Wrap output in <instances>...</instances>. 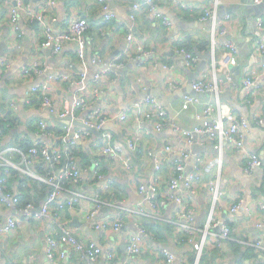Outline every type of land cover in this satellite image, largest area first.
<instances>
[{"label": "crops", "instance_id": "1", "mask_svg": "<svg viewBox=\"0 0 264 264\" xmlns=\"http://www.w3.org/2000/svg\"><path fill=\"white\" fill-rule=\"evenodd\" d=\"M29 1L34 7H41L44 2V0ZM106 1L111 11L117 14L114 20H105V13L99 0H59L57 7L46 14L48 25L57 34L67 30L70 17L88 20L90 28L86 34L88 41L86 65L77 59L75 44H67L60 54H54L51 50L42 48L43 30L39 24L27 23L24 20L22 23L24 36L16 37L10 21V9L14 5V0L0 1V60L7 58L10 61V67L6 69L0 82V105L9 106L12 109V119L16 121V126L10 131L11 133L0 137V153L11 148L7 145L13 139L22 141L29 138L33 141L41 139V134L37 132L40 121L53 125L54 130L59 128L60 130L55 131L56 134L62 133L64 126L58 118L41 109L40 96L36 93L31 98L28 92L32 87L48 82L50 76L68 75L73 82H76L80 79L81 73L86 71L87 77L84 83L89 87L88 110L100 109L107 115L109 121L104 125L102 132L98 131L101 135L91 132L74 154L75 160H78L77 166L83 171L84 181L81 186L67 185V188L73 191L80 190L84 198L72 209L60 212L59 223L70 227L77 239L85 243H97L103 249L104 254L94 264H112L106 256L109 249L115 251L118 264H122L126 257L127 242L132 235L137 234V222H141L134 213L136 206L144 201V196L137 191L138 181L151 176L154 163L144 156L145 154L139 158L138 163L134 159L137 167L133 174L134 178H131L116 157L102 153L101 147L104 144L102 133L110 132L113 135L114 144L120 146H124L127 134H141L143 152L151 149L157 153L165 143L186 147L181 139L175 138L172 130L158 134L152 130V122L138 125L135 117L131 115L129 121L123 124L118 121L117 116L123 112H134L136 104L149 96H154L161 101L173 116L181 110L182 93L190 85L204 76L212 79L209 56L212 22L211 20L203 22L201 18L206 8L213 7L215 0H182L190 6L187 12H183L168 0H158L159 11L164 13L173 24L170 32L167 31L162 20L148 12L146 8L137 14L136 22L131 20L133 4L140 3L142 0ZM222 2L218 9L220 20L228 14L232 16V19L222 21L221 25L227 28V34L218 37V44L224 45L232 40L239 47L238 64L233 66L228 61L229 49L219 46L217 59L219 85L224 91L222 99L228 109H233L247 118L251 122V127L245 135L243 153H238L231 145H227L224 149L221 183L224 192L222 210L227 211L228 206L236 200L244 201L242 210L225 216L236 231L231 240L222 242L219 254L213 257L214 260L210 258L213 256L211 252L216 249V241L215 237L211 236L205 248L208 260L204 263L200 261V264H264V252L244 243L264 238V228L257 227L258 222L264 219V211L259 208V205L264 203V166L252 173L245 172L247 154L256 153L264 161V86L254 95L248 93L243 87L244 79L251 76L253 72L259 71L263 60L258 53L254 52V46L255 39L261 34L256 23L260 18H264V8L259 11L255 8L264 0H222ZM259 13L261 15L258 16ZM129 32H132L136 40L146 49L151 50L154 56L138 61L129 59L126 66L119 72V76L116 79H113V76L105 77L98 92L95 93L94 75L119 58L126 46V36ZM181 41L201 56V63L197 68L187 67L184 60L175 53L174 50ZM95 55L100 56V63L92 62V57ZM37 59L46 63V73L40 75L32 71L25 74V68H31ZM164 65L170 67L165 69ZM236 68L239 75L236 74ZM172 82L179 85V88H170ZM81 88L70 82L56 81L51 84L48 94L60 109H64L74 106ZM212 100L213 98L202 99V104L198 108L181 112L177 116V123L186 128L198 125L195 112L201 111L203 105L213 103ZM88 112L78 113L75 121H81ZM258 117L262 120L261 124L254 121ZM71 124L74 128L78 127L74 122ZM143 130H151V134H142ZM61 145L63 144H57V146ZM212 149L214 148L211 144L207 143L203 146L195 144L191 150L193 154L203 153L205 159H212L216 155ZM5 155L11 163L20 165L14 153L7 152ZM82 158H86L88 162H84ZM63 159L66 160L67 155L64 154ZM63 169L64 166L59 167L55 173H62ZM95 170L105 176V185H109L107 183L111 181L109 189L120 191L121 197L111 200L112 202L106 200L109 206H103L94 219L87 220L86 215L96 205L93 198L104 187L103 183L95 179ZM215 173L216 171L210 169L204 172L202 190L195 201L197 226H203L207 221L210 195L206 186L214 178ZM19 188L20 182L17 181L12 189L17 193ZM69 198L70 194L63 191L61 199ZM45 200L46 196L41 199L39 206ZM102 200L105 199L102 198ZM119 203L130 210L124 217L121 232L96 230L95 223H106L115 217L118 213L115 206ZM175 208L176 204L169 202L163 211L164 217L172 218ZM145 209L150 211L149 207ZM247 210L251 211V216H248ZM10 216L11 211L0 201V218L5 220ZM171 226L172 232L159 242H149L150 239L145 238L143 253L138 259L140 264H168L164 256L159 254V250L176 254L178 259L175 264L195 263L197 254L192 244L183 242L181 232L176 226L172 224ZM54 230L55 225L48 218L22 221L19 229L0 239V264H53L50 263L46 251L47 238L54 234ZM91 231L97 232L96 239L90 233ZM193 236L195 239L200 238L198 234ZM54 264H89V259L84 254L69 249V255Z\"/></svg>", "mask_w": 264, "mask_h": 264}, {"label": "built area", "instance_id": "2", "mask_svg": "<svg viewBox=\"0 0 264 264\" xmlns=\"http://www.w3.org/2000/svg\"><path fill=\"white\" fill-rule=\"evenodd\" d=\"M168 1L183 12L190 10V6L182 0ZM99 2L105 13V20L111 21L116 19L117 14L111 11L108 2L106 0H99ZM58 3L59 0H44L41 7H34L29 0H14V5L10 9V21L13 32L16 37L22 38L24 36V30L22 28L24 20L27 23L39 24L43 30L42 48L49 49L54 54H60L67 44H75L77 59L83 65H86L88 49L86 34L90 28V24L85 18L70 17L67 30L58 34L55 33L46 21V14L57 7ZM222 3V0H215L213 7L206 8L201 18L203 22L208 20L212 22L210 29L211 49L209 53L212 65V79L204 76L196 80L192 85L196 92L210 95L213 98V103H207L203 105L201 111L195 112L199 124L192 128H186L179 125L176 121L177 116L181 112L192 110L193 108L196 109L202 104L201 98L190 94L183 96L181 110L173 116L165 105L154 96L145 97V99L138 102L134 112H123L117 116L118 121L123 124L129 121L131 115L135 117L138 125L152 122V130L158 134L166 130H172L175 138L181 139L186 146L179 147L178 145L172 146L169 143H165L164 147L157 153L151 149L143 152V155L145 154L144 156L153 161L154 167L152 169L153 173L148 179L138 181L137 191L140 195L144 196V201L136 206L134 213L139 218L141 216H147L176 226L183 237H185L183 242L192 244L197 254L194 264H200L211 236L215 237L216 248H220L222 242L231 240L236 228L231 225V222L225 216L228 213L236 214L244 207V201L241 199L229 205L227 211H223L221 207L222 200H224V192L221 188L224 170V149L227 145H231L238 153H243L245 135L251 127V122L247 118L238 114L233 109H228L222 99L224 91L219 85L217 59L219 46L229 49L228 61L231 65L236 66L238 64L239 56V47L234 41L229 40L224 45L218 44V37L227 34V28L221 25V23L232 19V16L228 14L220 20L218 9ZM143 8H146L148 12L154 14L158 19H161L167 31L170 32L172 30V22L164 13L159 11L158 0H142L140 3H134L132 6L133 11L130 15L133 22L137 21V14ZM256 26L261 34L255 39L254 52L258 53L263 60L260 70L253 72L251 76H247L244 79L243 87L251 95L256 94L264 86V18H260ZM174 51L184 60L185 65L189 68H197L201 63V56L191 51L182 41ZM153 56L154 53L146 49L142 43L136 40L135 35L129 32L126 36V46L123 48L119 58L115 62H112L106 69L100 70L94 75L93 83L96 87L95 93L98 92V88H100V84L105 77L113 76V79H116L129 59L138 61L140 59L146 60ZM92 62L94 64L100 63V56H93ZM9 67V59L2 58L0 60V82L7 71L6 69ZM163 67L168 69L170 66L164 65ZM32 71L40 75L45 74L47 71L46 63L37 59L31 68H25L24 73L29 74ZM86 77V71L81 73L80 79L76 82H73L68 75L61 77L50 76L48 82L45 84L32 87L28 92V96L33 98L36 93L40 94L42 96V110L47 111L60 120L70 118L71 122H74L76 119L75 116L78 113L89 111L88 107L90 106L87 101L89 87L84 83ZM228 79L230 78L228 77ZM56 81L70 82L71 84L82 87L79 98L75 100L74 106L60 109L55 100L50 97L48 94L50 92V86ZM170 88L178 89L179 85H175L172 82ZM108 119L107 115L100 109H90L84 118H82L81 122L90 128L102 132L104 125L109 121ZM254 121L257 124L262 123L259 117ZM71 122L64 126V135L56 138L46 133L48 124L45 121H40L39 131L41 139L35 142L28 153L25 154L16 147H11L0 153V201L11 211V216L7 219L3 220L0 218V239L2 236L11 234L19 229L24 220L48 218L55 225L54 234L47 238L46 254L50 263L54 264L59 259L67 257L69 255V249H72L75 252L84 254L89 259V264H94L103 255V249L97 243H85L77 239L70 227L59 223L60 212L67 208L72 209L76 203L84 198L80 190H69L65 186H81L84 181L83 171L77 165L73 164L71 166H65L62 173H55L48 180H45L40 176H36L31 169L33 160H36L39 156L45 161H50L52 164H60L64 160V153L56 143L61 142L65 147L68 145H80L90 135L91 131L79 126L74 128ZM143 133L150 135L151 130H143ZM102 140L104 142L101 147L102 153L116 157L126 173L131 178H134L133 174L137 167L134 164V159L141 151L140 147H142L143 136L141 134H127L124 146L114 144L113 135L110 132L102 133ZM207 143H210L216 151L214 158L205 159L203 153L193 154L191 149H193L195 144L203 146ZM7 152L19 153L22 156L20 165L16 166L11 163L6 158L5 154ZM64 152H68V149L65 148ZM245 164V172L252 173L256 169L264 166V161L258 154L249 153L246 156ZM11 168L17 169L24 175L44 180L49 185V194L41 206H36L34 203L20 206L17 194L8 188V176ZM206 169L216 171V173L214 174V178L206 186L210 195V211L207 216V221L203 226H197L195 222V201L202 190L201 186ZM94 177L100 183L103 182L104 187L93 198V202L96 205L86 215L87 220L94 219L103 206H109L107 202L100 200V196L103 193L102 189L110 188L111 181L107 183L109 185H105V176L98 170H95ZM63 191L70 194L69 199H61ZM169 202L176 204V208L173 211L172 218L166 219L163 211ZM145 207H149L150 211H147ZM115 208L118 211L115 217L106 223H95L94 227L96 230L112 231L114 233L121 232L124 217L130 210L124 208L120 203ZM259 208L264 211V203L260 204ZM247 211L248 216H251V211ZM222 215H224L223 218ZM257 227L264 228V219L258 222ZM137 228V234L132 235L127 242L126 257L122 264H140L138 259L143 253L142 247L146 234L139 222H137ZM194 234H198L200 238L195 239ZM244 243L249 247L264 252V238L245 241ZM159 254L164 256L168 264H175L178 259L176 254L167 250H159ZM106 256L112 264L119 263L114 250L109 249L106 252ZM180 260L183 261L181 258Z\"/></svg>", "mask_w": 264, "mask_h": 264}, {"label": "trees", "instance_id": "3", "mask_svg": "<svg viewBox=\"0 0 264 264\" xmlns=\"http://www.w3.org/2000/svg\"><path fill=\"white\" fill-rule=\"evenodd\" d=\"M37 28H39V27H37ZM191 51H193V50L191 49ZM37 95H39L40 100H42L41 99L42 96L40 94H37ZM37 99H36V102H37ZM58 120L60 123L63 124V126L66 125V122L64 120H60V119H58ZM15 122L16 121L12 119V109L9 106L6 107L5 104H1L0 105V137L3 135L11 133L10 131H12L16 126ZM56 130H60V129L57 128ZM56 130H54L53 125L49 124L47 126L46 133L50 134V135H52V137H56V138L64 135V131H61L62 133H60L58 135L55 133ZM34 131H36V129H34ZM37 132L40 133L39 129H37ZM35 142H38V140L33 141L30 138L27 139L26 141L13 139V141L10 144H8L9 146L7 145V147L19 148L20 150H22L26 154V153H28L30 148L35 144ZM57 144H61V142H58ZM141 146H142V144H141ZM7 147L5 146V148H7ZM59 147L62 151L65 148L68 149V152H63L65 155H67V159L62 160V162L60 164H52L50 161H45L40 156L36 160H33L34 159L33 158L32 159L33 165L31 168L33 173L44 178L45 180H48L51 176H53L55 174L56 170L59 167L71 166L73 164L77 165L78 160H75L76 158H74V154H75V152H77V149L80 146L79 145H74V146L68 145L65 147V145L63 144ZM140 148H141V151L136 156L135 162H137L139 160V158L143 156V148L142 147H140ZM12 153H14L16 155V157H17L16 159L18 160L17 163H20L22 161V156L17 152H12ZM82 160H84V162H88V160L86 158H82ZM1 170H3V168H1ZM10 171L11 172L8 176L9 177L8 188L12 192H14L12 189L13 184L17 181L20 182V188L16 194L19 198V203H20L21 207L25 206L29 203H34L36 206H39L41 199L43 197L45 198V196L47 198L49 191H50V188H49V185L44 180H39V179L30 177V176L24 175L23 173H21L20 171H18L15 168H11ZM65 186H67V185H65ZM102 192L103 193L100 196V200L103 202H106V200L107 201H111V200L114 201L116 199H119V197H121L120 191H114L112 189L110 190L107 188V189H102ZM102 198L105 200H102ZM76 204H75V206H76ZM140 220H141L140 224H141L142 228L145 230V234H146L145 238L148 237L150 239L149 242H159L160 240L166 238L167 234L172 232L171 224L164 223L161 220L153 219L151 217L149 218L147 216H141ZM184 239H185V237H183V240ZM219 251H220L219 248L213 249V251L211 252V254L213 256L210 259L214 260L213 257H216V255L219 254ZM204 254H205V250H204L203 256L201 258V263H204L205 261L208 260V258H206L207 252L205 255Z\"/></svg>", "mask_w": 264, "mask_h": 264}, {"label": "water", "instance_id": "4", "mask_svg": "<svg viewBox=\"0 0 264 264\" xmlns=\"http://www.w3.org/2000/svg\"><path fill=\"white\" fill-rule=\"evenodd\" d=\"M263 8H264V2H263L262 4H260L259 6H257V7L255 8V10H256V11H259V10H262ZM260 13H261V12H260ZM260 13L258 14V16L261 15ZM236 69H237V68H236ZM236 74L239 75L238 69H237ZM182 94H183V96L186 95V94H190V95H193V96H196V97L202 98V99H208V98H211V96L208 95V94H204V93H198V92H196V91L193 89V85H190V86L188 87V89L185 90ZM158 98H160V97L158 96ZM161 99H162V98H161ZM64 121L66 122V124H69V123L71 122L70 118H68V119H66V120H64ZM74 123H75L77 126H79V127L86 128L87 130H89V131H91V132H93V133H95V134L101 135L98 131H96V130L93 129V128H90V127L86 126V125H85L83 122H81V121H74ZM203 149H204V148H203ZM212 150H214V149H212ZM214 151H215V150H214ZM215 152H216V151H215ZM102 183H103V182H101V184H102ZM90 233L94 236L95 239L98 237V234H97L96 231H91ZM103 254H104V253H103Z\"/></svg>", "mask_w": 264, "mask_h": 264}]
</instances>
